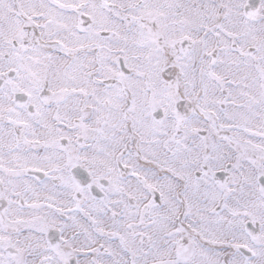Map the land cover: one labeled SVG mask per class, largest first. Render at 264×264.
<instances>
[{
  "label": "snow or ice",
  "instance_id": "obj_1",
  "mask_svg": "<svg viewBox=\"0 0 264 264\" xmlns=\"http://www.w3.org/2000/svg\"><path fill=\"white\" fill-rule=\"evenodd\" d=\"M0 264H264V0H0Z\"/></svg>",
  "mask_w": 264,
  "mask_h": 264
}]
</instances>
